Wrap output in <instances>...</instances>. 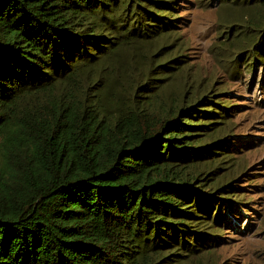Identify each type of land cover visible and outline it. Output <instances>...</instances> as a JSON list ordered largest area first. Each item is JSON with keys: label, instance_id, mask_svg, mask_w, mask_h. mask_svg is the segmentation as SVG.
I'll use <instances>...</instances> for the list:
<instances>
[{"label": "trees", "instance_id": "obj_1", "mask_svg": "<svg viewBox=\"0 0 264 264\" xmlns=\"http://www.w3.org/2000/svg\"><path fill=\"white\" fill-rule=\"evenodd\" d=\"M187 1L0 0V264H204L239 230L248 105L169 100L191 78ZM213 1L253 79L264 0Z\"/></svg>", "mask_w": 264, "mask_h": 264}, {"label": "rangeland", "instance_id": "obj_2", "mask_svg": "<svg viewBox=\"0 0 264 264\" xmlns=\"http://www.w3.org/2000/svg\"><path fill=\"white\" fill-rule=\"evenodd\" d=\"M209 4L210 0H188L183 4L181 15L185 25L179 39L184 48H188L187 56H192L191 78L187 84L182 82L184 89L172 86L169 100L171 104L178 102L184 92L188 100H195L205 91L222 89L232 93L229 98L234 103L248 105L242 108L243 113L236 117V122L241 125L239 133L247 136L254 146L238 157L241 166L247 168L242 179L258 173L254 176L258 194L254 197L251 211L236 224L239 230L232 231L227 244L205 257L203 263L264 264V87H260L261 81L264 84V72L257 71L253 79L250 72L233 75L229 60L237 48L234 49L226 39L232 40L236 32H231L227 23L235 10L219 3L211 8ZM252 198L251 195L246 197L247 200Z\"/></svg>", "mask_w": 264, "mask_h": 264}]
</instances>
